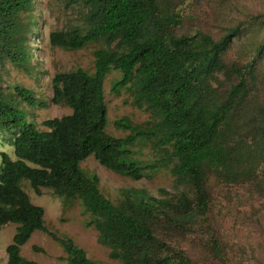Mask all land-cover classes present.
<instances>
[{
    "label": "trees",
    "instance_id": "trees-1",
    "mask_svg": "<svg viewBox=\"0 0 264 264\" xmlns=\"http://www.w3.org/2000/svg\"><path fill=\"white\" fill-rule=\"evenodd\" d=\"M89 28L86 33L52 32L54 45L80 49L101 40L95 51V71L78 68L59 72L53 78V102L66 103L70 114L47 119V130L30 122L3 86L10 62L23 66L28 59L25 20L33 0H0V132H7L16 159L5 151L0 161V227L18 223L7 246L6 264H38L21 254V247L36 230L62 244L68 264L99 263L71 238H62L45 224V210L31 202L21 186L28 179L37 194L48 187L66 198H79L93 215L99 241L110 248L119 264H200L184 250L172 245L174 235L199 217L208 220L211 177L264 186V119L248 117L256 59L229 65L224 52L240 34L238 24L218 39L203 34L162 35L158 0H87ZM179 22L176 16L171 18ZM112 69L121 70L115 91L132 83L140 100L159 121L152 130L132 125L128 118L115 122L133 133L116 137L106 130L108 107L104 81ZM219 74L229 82L219 90ZM256 78V77H255ZM223 85V83H221ZM10 91V87H7ZM20 100L35 105L32 89L13 86ZM246 121V122H244ZM158 137L159 145H171L172 171L188 181L187 191L177 197H157L148 192H131L119 203L106 197L97 174L86 172L81 162L93 154L103 166L134 179L144 176L147 166L131 159L132 145L140 138ZM183 229V230H181ZM212 264H233L220 238L204 246ZM38 249V246H34Z\"/></svg>",
    "mask_w": 264,
    "mask_h": 264
},
{
    "label": "rangeland",
    "instance_id": "rangeland-1",
    "mask_svg": "<svg viewBox=\"0 0 264 264\" xmlns=\"http://www.w3.org/2000/svg\"><path fill=\"white\" fill-rule=\"evenodd\" d=\"M89 9L87 0H33L24 29L28 59L21 67H15L10 62L7 64L3 81L6 93L19 108L26 111L28 120L41 130L48 129L44 124L47 119L72 112L66 103L53 102L54 76L78 68L93 73L95 51L105 46L98 40L80 49H69L50 41L52 32L86 33ZM157 15L162 35H195L197 45L202 44L203 34L218 39L229 28L242 25L240 34L233 38L223 54L229 65L252 60L264 39V0H158ZM173 16L179 22H174L171 19ZM254 75L256 78L253 74L249 76L252 94L245 120L250 116L264 119V49L256 59ZM122 76L121 70L112 69L104 81L108 107L107 132L116 137L133 133L116 126L115 122L122 118H128L132 125L141 129L152 130L159 117L140 100L136 86L129 83L115 91V85ZM218 78L221 82L217 84L214 80L213 84L218 85L219 90H225L235 79L233 77L229 81L223 74H219ZM16 84L32 89L37 103L29 105L20 100L13 88ZM131 147L133 154L130 158L143 166L148 165L140 179L103 166L93 154L81 162L86 172L98 175L101 191L114 203L119 204L128 192L143 191L157 197H177L182 191L190 189L188 181L172 171L175 159H171V145H159L158 137L151 136L139 137ZM2 151L16 159L11 137L4 131L0 132V161ZM222 177L213 174L210 180L208 220L199 217L191 225H186L183 234L174 235L170 241L200 264H212L211 256L203 246L217 236L233 264H264V186H259L257 181L244 183L227 181ZM21 186L32 203L44 208L45 224L49 230L59 237L71 238L96 262L119 264L111 257L110 248L99 241L98 230L90 223L93 215L79 198H66L48 187H42V193L37 194L28 179H22ZM17 226L18 223L11 222L0 227V264L7 263L6 248L13 241ZM21 254L38 264H68V254L62 244L42 230L33 233L21 247Z\"/></svg>",
    "mask_w": 264,
    "mask_h": 264
}]
</instances>
